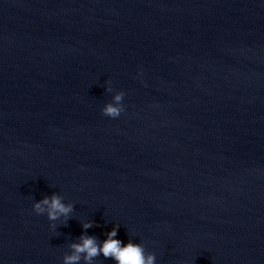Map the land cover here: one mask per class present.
I'll list each match as a JSON object with an SVG mask.
<instances>
[{
	"label": "clouds",
	"instance_id": "obj_1",
	"mask_svg": "<svg viewBox=\"0 0 264 264\" xmlns=\"http://www.w3.org/2000/svg\"><path fill=\"white\" fill-rule=\"evenodd\" d=\"M106 91H112L111 87ZM124 92H116L113 101L107 103L102 108V114L110 118H118L124 111L122 100ZM33 211L37 215L46 214L49 221L55 222L61 217L65 218V226L67 221L71 219L70 214L74 211L72 203H65L63 197L53 193L45 196L38 202L33 204ZM94 222H86L82 224L84 233L78 238V242H72L68 245L70 253L63 256V264H93L95 258L101 254L105 259H111L115 264H156V256L152 252H147L142 243H134L129 240L126 244L116 239L119 226L114 225L111 231L106 233V239L102 242L97 237L86 234V230L94 227ZM55 228L56 225L52 224Z\"/></svg>",
	"mask_w": 264,
	"mask_h": 264
}]
</instances>
